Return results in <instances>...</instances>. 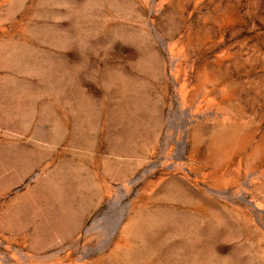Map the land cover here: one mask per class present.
Returning <instances> with one entry per match:
<instances>
[{"label": "rangeland", "instance_id": "rangeland-1", "mask_svg": "<svg viewBox=\"0 0 264 264\" xmlns=\"http://www.w3.org/2000/svg\"><path fill=\"white\" fill-rule=\"evenodd\" d=\"M0 264H264V0H0Z\"/></svg>", "mask_w": 264, "mask_h": 264}, {"label": "bare ground", "instance_id": "bare-ground-1", "mask_svg": "<svg viewBox=\"0 0 264 264\" xmlns=\"http://www.w3.org/2000/svg\"><path fill=\"white\" fill-rule=\"evenodd\" d=\"M137 214V213H136ZM127 227V226H126ZM125 239H126V237H125ZM119 241V240H118ZM123 241V240H122ZM126 241V240H125ZM127 242V241H126ZM118 243V242H117ZM119 244V243H118ZM122 244V243H121ZM116 246V245H115ZM122 247H123V245H122ZM113 251V250H112ZM120 251V250H119ZM119 253V252H118ZM120 255V254H119ZM113 258H114V256H113Z\"/></svg>", "mask_w": 264, "mask_h": 264}]
</instances>
